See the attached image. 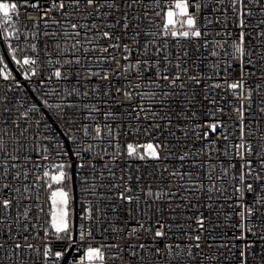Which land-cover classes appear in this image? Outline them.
<instances>
[{"label":"snow or ice","instance_id":"1","mask_svg":"<svg viewBox=\"0 0 264 264\" xmlns=\"http://www.w3.org/2000/svg\"><path fill=\"white\" fill-rule=\"evenodd\" d=\"M217 3L223 7V16L226 17L229 12L233 14L235 17L233 23L241 31L238 33V37L233 39L232 32L225 26L226 20L216 16V24L222 26L224 36L228 39L211 44L208 36L210 34L219 35V33L211 32L212 17L199 15L207 7L206 0H47L46 6L41 4V0H0V42L15 39L19 44L23 35L25 47L18 48L11 44L7 45L11 49L12 60L18 66V70L22 71L25 80L33 83H36L33 78L40 77L38 89H48L44 93L45 95L54 93L61 97L79 95L75 85L70 88L66 87L63 91L59 85L61 83L68 84L70 73L76 77L77 84H79L81 79L86 78L84 72L87 71V78L94 76L110 83L112 76L122 75L128 83L117 87L116 92L122 93L126 101H131L134 97H138L141 101L159 98L163 104L164 98H170L175 94L176 89L183 90L187 87L184 79L194 81L196 85L200 84V72L197 70L195 74H190V68L186 65L191 63L193 68L199 69L196 61L200 60V56L196 53L201 47L208 50L211 56H218V52L212 49H223L230 58L239 60L240 77L231 82L225 78L223 85L240 101V107L233 109L234 112L239 113V143L233 144L230 141L227 125L219 119L205 122L203 125H195L192 133L193 138L208 140V150L192 151L193 159L189 166L202 170L204 179H200L197 175L196 179L200 181L199 183L179 184V188L191 194L184 198V205H176V207L196 208V204H191L193 199L199 200V196L195 195L196 192H204L209 201L213 200V193H218L219 197L228 198L225 196L227 189L224 187V181L229 176L228 169H235L236 165L230 163L217 173L214 164L198 162L195 159V157L203 155L210 161L216 140H209V136L216 135L217 139L222 137L227 142L223 146L224 153L230 157L238 158L240 163L239 170L232 172L231 176L233 179L232 194L241 193L238 198L240 203L237 205L241 211L236 213L241 220L239 225H229V227L240 228V235L233 237V239L239 240L246 238L245 232L251 230L249 229L251 217L259 218L261 207H264V195H259L258 199L251 204L243 203V193L255 192L254 183L264 181V130L261 129L258 120L255 122V127L251 120L248 124L244 123L245 113L252 110L253 102L256 105V112L264 117V84L258 82L254 87L249 86L245 80L249 73L243 67L245 63L255 65L257 61L253 59L254 57H257L259 62L264 65V0H217ZM256 6H258L257 10L253 11V7ZM21 7L38 10L37 19L33 20L31 25L27 21L20 22L21 27L30 28L28 33L23 34L14 22L19 20ZM117 12L120 13L119 18H117ZM109 15H112L113 23H108ZM257 16L259 19L255 20L254 25H251L255 43L248 41L246 47L245 37L249 33L245 29L250 27L249 19ZM81 19L91 22L81 24L79 22ZM97 20L101 21L99 25L96 23ZM41 22L43 31L40 30ZM117 28L123 30V37L131 40V45L135 46L134 49L128 43H122L121 36L115 35L114 30ZM129 31H131L130 36ZM29 35L31 40L28 39ZM41 36L45 38L42 44L40 43ZM33 40L36 42H32ZM61 40L64 41L63 46L60 43ZM101 40L107 41V44H101ZM229 40H231V52H227ZM49 41H54V43L50 46ZM133 50L136 53L135 62L130 60ZM41 52L44 53V56H41ZM194 55L196 56L195 60H193ZM121 59L125 61L124 64H121ZM204 59L207 60V57ZM113 63H115V68H111ZM105 64L109 66L110 71L103 68ZM93 67L101 69L103 74L101 71H93ZM225 67L229 68L231 64L226 63ZM133 71L139 78L136 83H133L130 78ZM149 71H151V75L145 76V73ZM250 75L255 76L256 73L253 71ZM0 78L5 81L11 78V71L3 59H0ZM204 78L210 80L212 77L205 74ZM258 79L264 81V71L261 72ZM50 81L56 83L49 85ZM20 87L22 85L17 81L16 88L9 90L15 91ZM220 87L222 85L216 83L205 84L206 91L210 88ZM142 88L145 91L141 92ZM92 91L99 95V86L94 87ZM253 93H255V101L252 98ZM83 95L88 96V91H85ZM103 95L107 96L109 92L106 90ZM205 99H209V97L206 95ZM43 103L47 104L49 108L63 113V104L52 105L48 104L47 100H44ZM104 103L108 104L107 101ZM210 103H215V101L212 100ZM69 106L84 109L90 114L89 125L83 127L84 136L101 141L107 138L109 146L115 148L113 160L121 155V147L124 148L126 157H135L139 160L150 158L159 161L169 159L173 154L174 146L170 143L149 141L142 145L138 143L120 145L118 134L114 135V130L109 124V120L116 119L111 111L102 112L104 124L101 126L97 123L98 117L91 115L92 113H101L99 105L84 103ZM21 108L24 110L21 111ZM133 111L136 112L137 119L143 113L144 119H164L168 122L165 126L169 129L178 127L172 124L171 117L167 113L161 117L159 113L150 107H145L144 104H139ZM216 111L223 113L224 109L217 108ZM38 112L39 108L36 104L17 106L12 103V98L6 93L0 94V126H2L0 127V264H57L63 259L65 252L53 251L49 239L52 236L57 239L66 238L75 244L74 230L79 232L80 237L77 247L83 249L78 264H112L116 259L123 260L125 248L119 244L93 245L91 243L94 239V229L99 227V223L102 222L97 216L95 217L96 224L89 223L94 219L91 209H85L82 222L78 226L70 216V193L66 190L67 181L70 179L66 170L72 167L66 159L69 153L61 144L52 143L55 140L52 135L40 138L37 132L29 136L32 131L31 123ZM209 116H214L212 110H209ZM35 123L39 124V120H35ZM44 127L47 129L48 125L45 124ZM150 127L159 129L161 125L156 123ZM202 128H206L207 131H199ZM218 129L223 131L218 132ZM180 130L185 138L189 136L186 129ZM69 132H71V127H69ZM257 132H260L259 138H257ZM145 133L147 134V128H145ZM169 135L175 137V132L169 131ZM5 136H8L9 140L6 141ZM29 139L31 143L24 142ZM68 140L76 143L75 137L71 135L68 136ZM92 150V144H88L86 149L78 147L73 150L72 154L78 159L77 169L87 166L95 170L96 164L79 162L84 159L81 156L82 151L90 153ZM162 152H166L168 155H162ZM33 153H35V159ZM189 156V152H183L177 158L183 162ZM100 167L107 169L115 177V173L112 172L109 165L103 164ZM164 171H167V168ZM161 175L163 176V173ZM193 175L191 172L181 173L176 170L169 173L170 177H177L180 180H183L185 176L191 180ZM249 177L252 183L248 182ZM100 179H104L103 172L100 174ZM119 179L123 181V184L112 185L114 188H123V191L118 194L119 199L128 204L134 200L139 202L141 199L139 196L127 195L132 192V188L127 183L131 176L125 180L124 175H121ZM137 179L139 180V177ZM217 181L221 183L218 185ZM236 182H239L238 187ZM261 186L264 187V185ZM96 187L95 184L90 186L92 191H95ZM43 193H47L46 200L43 199ZM146 195L149 198L155 196V200L159 201L165 196L176 197L177 192H156L154 194L149 188ZM25 201L28 203L25 204ZM45 206H47L46 213ZM207 206L212 207L211 204ZM151 207L152 205L145 201V211ZM21 209L23 210L21 211ZM97 211L99 210L97 209ZM128 211L130 213L131 209ZM45 214L47 220L43 219ZM173 218L175 219V217ZM187 219L192 220L193 218L188 217ZM205 221L206 217L200 213L194 217L195 228L192 223L188 224V229H191V232L181 229L186 238L194 243H165L163 248L140 244L138 248L145 250L147 254V260L140 258V264H153L158 258H162L165 264H191L196 256L211 259L202 250L193 252L194 248L201 249L202 235L207 231ZM137 223L139 224V221ZM156 224L159 227L155 228L154 232L150 228H146L144 224H139V228H132L126 235L129 239H139L140 230L143 229L152 234L154 241L165 239L173 226L161 223L159 218L156 220ZM256 226L252 222V229ZM41 231L44 233L43 237L40 236ZM103 231L108 232L109 229L105 228ZM112 231L119 234L121 229L116 227ZM21 240L24 243H21ZM29 240H43L44 243L38 246L36 243L28 242ZM85 240L89 241L86 245L83 243ZM208 247H212V245L209 244ZM223 247L229 246L223 245ZM248 247L245 245L241 248L242 264H244ZM113 249L117 251L112 253ZM127 251L132 257L138 256L134 245L128 244ZM110 253L112 254L110 255Z\"/></svg>","mask_w":264,"mask_h":264},{"label":"built area","instance_id":"2","mask_svg":"<svg viewBox=\"0 0 264 264\" xmlns=\"http://www.w3.org/2000/svg\"><path fill=\"white\" fill-rule=\"evenodd\" d=\"M47 0H41V4L46 6ZM207 7L199 15L210 16L213 18V24L210 26L212 33H219V35L210 34L208 40L211 44H215L217 41L223 42V40L228 39L224 36L222 31V26L216 24L215 17L220 16L222 20H226V27L233 34L232 38L238 37V33L241 31L237 27L233 20L235 17L231 12L227 16L222 15L223 7L217 3V0H206ZM257 7H253V11L257 10ZM215 9V11H214ZM37 9L21 7L19 20L14 21L17 27L20 28L21 33H28L30 28L21 27V21H27L29 25L35 19H37ZM117 18H119L120 13L117 12ZM259 19V16L249 19L250 27L245 29L249 33L245 37L246 47L247 42L251 41L255 43V36L252 32L251 25L255 24V20ZM108 23H113L112 15H109ZM81 24L86 21L81 19L79 21ZM96 23L99 25L100 20ZM40 30L43 31V23L41 22ZM51 30V29H50ZM106 30V29H104ZM115 35L122 37V43H128L131 45V40L123 37V30L117 28L114 30ZM131 31H129V36ZM31 40V36H28ZM45 38L41 36L40 43L44 42ZM36 42V41H32ZM54 43V41H49V45ZM61 45H64V41H60ZM101 44H107V41L101 40ZM202 43V41H201ZM11 44L17 46L18 48L25 47L24 37L22 35L21 42L15 39L10 41L0 42V59H3L4 63L8 66L11 71V78L7 81L0 78V94H7L12 98V103L17 106H26L30 104H36L39 108V112L36 114L34 121L31 123V136L34 133H39L40 138L45 135H52L55 137L53 144L59 143L63 146L65 150L68 151L69 155L66 157L72 167L70 169V190H66L70 193V197L73 198L72 189V169L75 179L76 187V199H77V214L75 219V224L78 226L82 222V217L84 216L85 209H91L94 219L89 221L90 224H96L97 220L95 217L99 216L102 221L99 223V227L95 228L93 231L94 239L91 241L93 245L97 244H119L121 247L125 248L123 253L124 259H116L112 264H140V258L147 260V254L145 250H140L138 246L140 244H145L149 247L159 246L163 248L165 243L168 244H188L194 243L189 241L184 235L183 230L191 232L188 229V224L192 223L193 228H195L194 217L203 213L206 217V228L207 231L202 235L201 249H193V252L203 251L206 256L211 257V259H205L201 256H196L191 264H242L241 258V248L248 245L246 251V258L244 264H264V207H261L259 218L257 216L251 217V222L249 223L250 231L245 232V239H233L235 236L240 235L239 227H229V225H239L240 216L236 213L241 211L240 207L237 206L239 201V196L241 193H236L233 195V179L231 173L238 171L240 168V163L238 158L230 157L224 153V144L227 142L223 140L222 137L217 139L216 135H210L209 140H216L215 148L211 152V159L208 160L207 157L200 155L195 157L198 162L211 163L216 166L217 173L220 172L222 167H227L230 163L235 164V169L229 168V176L224 181V187L227 189L225 196L219 197L218 193H213V200L209 201L207 195L204 192H196L195 195L199 196V200L193 199L191 204H196V208L188 207H176L177 204L184 205L185 197L191 193L184 192L183 189L179 188L178 185L185 183L191 185L193 183H199L200 181L196 179L198 175L200 179H204V173L202 170L193 169L189 165L193 157H191L192 151L205 150L207 151L208 140L194 139L192 136L194 126L197 124L203 125L205 122H211L215 119H219L225 122L227 125V134L229 135L230 141L235 144L239 143V113L234 112V108L240 107L239 99L234 96L230 90L223 87L225 78L229 82L234 81L240 77L241 65L240 61L230 58L223 49H212L218 52V56H211L209 51L201 47L196 55L200 56V60H197L199 69L193 68L191 63L186 65L190 68V74H195L198 70L200 72L201 82L196 85L194 81H189L184 79V83L187 87L183 90L176 89L175 94L170 98H164V103L162 104L159 98L153 100H143L141 101L138 97H134L131 101H126L122 93H117L116 88L124 86L128 83L122 75L112 76L111 83L109 81L100 80L97 77L87 78V71L84 72L86 78L81 79L79 84H77L76 77L69 74L70 79L67 85L61 83L59 85L61 91L66 87L70 88L75 85L78 88L79 95L73 96H58L56 94L45 95L44 93L48 89H38V81L40 77L33 78L36 83L25 80L23 78L22 71L18 70V66L12 60L11 49L7 46ZM231 40H229V46L227 47V52H231ZM87 46V45H86ZM133 49L134 45H131ZM194 50V49H193ZM30 51V50H29ZM41 56L44 53L41 52ZM207 57V60L204 59ZM222 57V59H221ZM19 58V56H18ZM70 58V57H69ZM136 53L133 50L130 60L135 62ZM196 56H193V60ZM257 61L255 65H248L245 63L243 65L246 72L249 73L245 77V80L249 86L254 87L256 83L264 84V81H260L258 78L261 76V72L264 71V65L259 62L257 57L253 58ZM201 61H203L201 63ZM121 64H124L123 59L120 60ZM230 63L231 67L226 68L225 64ZM104 69L111 70L107 64L103 65ZM111 68H115V63L111 65ZM93 71H101L99 68L93 67ZM255 72L256 75H250L251 72ZM101 74L103 72L101 71ZM205 74L211 76L210 80H205ZM151 71L145 73V76H150ZM130 78L133 83L138 82L135 75V71L130 74ZM19 81L22 87L16 89L15 91L9 89L16 88V82ZM49 85L55 84V81L48 82ZM179 83V82H178ZM211 85L213 83L220 84L222 87L215 89H208L206 91L205 84ZM99 86V95L94 93L92 89ZM109 92V95L105 96L103 93L105 91ZM88 91L89 95L84 96L83 93ZM145 91L144 88L140 90ZM209 99H205V96ZM253 101H255V93H253ZM47 100L48 104H63V113L58 112L55 109L49 108L47 104L43 101ZM214 100L215 103H210ZM107 101L108 104L104 102ZM87 103L97 104L101 108V113H92L91 115L98 117L97 123L101 126L104 124V116L102 112L111 111L116 117L114 120H109L111 128L114 130V135L118 134L120 145H125L126 143L134 144H146L149 141L153 142H164L170 143L174 146L173 154L169 159H162L159 161L153 159L139 160L135 157L128 158L124 154V148H120L121 155L119 158L113 160V153L115 148L110 147L107 138L104 140H92L90 137H85L83 133V127L88 126L90 123V114L80 108H73L69 105L72 104H84ZM139 104H144L145 107L152 108L153 111L159 113L162 117L167 113L171 117L173 125L178 127H172L169 129L167 121L164 119L153 120L151 118L144 119V114L141 113L140 118H136V112L133 111L137 108ZM11 107V105H9ZM217 108H223V113L216 111ZM24 109L21 108V111ZM209 110L214 112V116H209ZM195 113V116H193ZM63 116V118H61ZM231 117V119H230ZM245 124L252 121L253 127H255V122L258 120L260 122L261 129L264 130V117L260 116L256 112L255 102L252 104V110L245 113ZM39 120V124L35 123V120ZM160 124L159 129L150 127L152 124ZM47 124L48 128L45 129L44 125ZM119 125V128L117 126ZM2 127V126H0ZM69 127H71V132H69ZM94 128V125H93ZM145 128H147V134L145 133ZM139 129V131H137ZM180 129H186L189 132V136L185 138L183 132ZM91 130V129H90ZM169 131L175 132V137L169 135ZM199 131H207L206 128L199 129ZM223 131L218 129V132ZM94 135V131L92 132ZM71 135L75 137L76 143H72L68 140V136ZM257 138L260 136V132H257ZM156 138V139H154ZM4 139L9 140L8 136ZM25 143H31V140H25ZM88 144L93 145L92 152L82 151L81 156L84 158L82 163L85 164H96L97 167L93 170L90 167H85L83 169H77L76 164L78 159L72 154L73 150L78 147L86 149ZM219 149V151H216ZM183 152H189L190 156L185 161L181 162L177 157ZM99 153V155H97ZM162 155H168L166 152H162ZM33 158L35 159V153H33ZM59 162V161H56ZM103 164L109 165L112 172L115 173L113 177L107 169H102L100 166ZM183 164V166H181ZM167 168V171L164 169ZM179 171L181 173L191 172L193 173V179L189 180L188 176H185L183 180L177 177H170L169 173L172 171ZM103 172L104 179H100V174ZM163 173V176L161 175ZM121 175H124L125 180L128 176H131L130 180H127L128 185L132 188L131 193L127 195L139 196L141 199L139 202L133 201L131 204L121 201L119 199V192L123 191V188H114L113 184H123V181L119 179ZM139 177V180L137 179ZM248 182L252 183L251 178H248ZM218 185L220 181L216 182ZM95 184L97 187L95 191H92L90 186ZM104 186L101 187L100 185ZM264 181H259L254 183L255 192H245L243 193L245 204H251L259 195H264ZM236 186H239V182H236ZM151 188V191L155 194L156 192H177V196L169 198L165 196L163 199L156 201L155 196L149 198L147 197V192ZM88 189V190H86ZM43 199L46 200L47 193L42 194ZM219 197V198H218ZM145 201L151 204L152 207L145 211ZM43 202V201H42ZM28 201H25L27 204ZM211 204L212 207L209 208L207 205ZM171 205V206H169ZM71 206L74 208V199L72 204L69 205V210ZM97 209L99 211H97ZM129 209L131 212L129 213ZM175 209V211H173ZM23 209H21L22 211ZM47 212V206H45V213ZM175 217V219L173 218ZM192 217V220L187 219ZM227 217V219H226ZM161 220V223L171 224L173 227L168 232L165 239L153 240L152 234L150 232H145L143 229L140 230L139 239H129L126 233L132 228H139V224H144L146 228H150L154 232L155 228L159 227L156 224L157 219ZM47 220V215L43 217ZM74 220V217H73ZM139 221V224L137 223ZM252 222L257 226L252 229ZM181 227H177V226ZM119 227L121 232L119 234L112 231L113 228ZM108 228V232L103 230ZM168 231L167 229H165ZM196 234V233H192ZM43 231L40 232V236L43 237ZM73 237L76 243L70 242L68 239H57L55 236L50 237L49 243L53 251H64L65 255L62 260L57 262V264H78L79 259L83 253V249L77 247L80 243L79 232L74 230ZM24 243V241H20ZM30 243H36L38 246L44 243L43 240L32 241ZM89 241L85 240L83 243L86 245ZM131 244L136 246L138 251L137 257H132L127 251V245ZM211 244L212 247H208ZM223 245H228L229 247H223ZM235 245V246H232ZM117 250L113 249L112 253ZM110 253V255L112 254ZM153 264H165L162 258H158Z\"/></svg>","mask_w":264,"mask_h":264},{"label":"water","instance_id":"3","mask_svg":"<svg viewBox=\"0 0 264 264\" xmlns=\"http://www.w3.org/2000/svg\"><path fill=\"white\" fill-rule=\"evenodd\" d=\"M72 189H73V199H74V221L76 219V214H77V199H76V187H75V179H74V174H73V169H72Z\"/></svg>","mask_w":264,"mask_h":264},{"label":"rangeland","instance_id":"4","mask_svg":"<svg viewBox=\"0 0 264 264\" xmlns=\"http://www.w3.org/2000/svg\"><path fill=\"white\" fill-rule=\"evenodd\" d=\"M67 172H68V174H69V176H70V169L69 170H66ZM69 181V180H68ZM67 181V182H68ZM69 190H70V188H68ZM72 202H73V198H71L70 197V203L72 204ZM69 212H70V216L72 217V219H73V217H74V208H73V206H71V209L69 210Z\"/></svg>","mask_w":264,"mask_h":264},{"label":"trees","instance_id":"5","mask_svg":"<svg viewBox=\"0 0 264 264\" xmlns=\"http://www.w3.org/2000/svg\"><path fill=\"white\" fill-rule=\"evenodd\" d=\"M67 188H70V179H69V181L67 182Z\"/></svg>","mask_w":264,"mask_h":264}]
</instances>
